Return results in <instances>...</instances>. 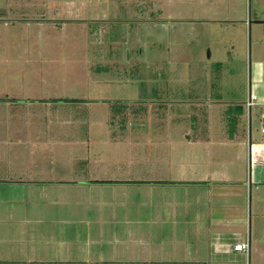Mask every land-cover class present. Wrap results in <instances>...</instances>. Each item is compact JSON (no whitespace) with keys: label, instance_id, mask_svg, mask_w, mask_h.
<instances>
[{"label":"rangeland","instance_id":"obj_1","mask_svg":"<svg viewBox=\"0 0 264 264\" xmlns=\"http://www.w3.org/2000/svg\"><path fill=\"white\" fill-rule=\"evenodd\" d=\"M262 21L264 0H0V98L66 99L50 103L66 109L68 115L63 116L76 124H85L90 115L95 128L90 151L57 145L47 157L66 159L75 152V157L100 158L126 171L154 162L157 170L171 169L165 177L177 180L178 164L207 170L211 160L221 163L234 156L236 147L231 144L229 151L222 142L235 124L228 107L221 105L232 98L244 100L249 87L258 92L254 84L258 68L264 66V26L256 22ZM209 96L222 104L208 101L210 119L198 118L212 130L207 146L184 137L182 129L194 119L172 115L188 116L187 103L196 104L190 101L197 99L200 107ZM119 103L129 106L123 116L111 113V105ZM83 104L87 111H82ZM98 108H104L105 115L97 113ZM251 116L255 141L261 125L256 108ZM36 117L27 118L28 140L43 127L45 117ZM83 129L77 137L84 135ZM245 130L244 125L241 139L247 137ZM24 154L34 158L30 149ZM230 166L239 172L238 163ZM175 187L177 199L183 200V188ZM95 194L9 192L3 199L9 226L0 227L1 237L11 240L8 264H182L98 261L102 252H111L99 236L100 225L111 220L94 211L100 199ZM102 200L116 206L126 199ZM246 217L239 232L253 238L256 221L250 224ZM22 238L25 248L18 247Z\"/></svg>","mask_w":264,"mask_h":264},{"label":"crops","instance_id":"obj_2","mask_svg":"<svg viewBox=\"0 0 264 264\" xmlns=\"http://www.w3.org/2000/svg\"><path fill=\"white\" fill-rule=\"evenodd\" d=\"M256 23L264 26V21ZM207 55L210 57L209 52ZM261 63L258 62L257 65L260 66ZM254 85L258 92L255 90L252 92V87H249V94L244 100L232 98L226 105L211 96L204 101L206 104L200 107L198 104L201 102L197 99L188 100L196 103L192 105L187 103V100L180 102L189 105L188 116L183 113H175L172 116L179 117L178 120L194 119L191 125L183 126L185 139L196 143L200 141L207 146L211 145L212 130L206 125L208 122L201 124L202 121L198 118L208 120V112L212 107L207 104L208 101L222 104L223 108L228 107L226 112H231L230 117L234 119L235 125L231 132L232 136L222 143L227 150L231 144L236 148L231 161L218 163L217 160H211L207 170L199 169L197 164H194L193 168L185 163L178 164L177 180L165 177L171 169L163 172L157 170L154 162L140 163L141 169L138 171L137 169L126 171V168L124 170L114 168L102 162L100 158L78 156L76 158L75 152L70 158L67 154L66 159L51 155L47 157L51 151H57L58 148H55L57 145H64L63 148L67 146L72 151L76 149L90 151L89 136L95 130L90 125V115H86L89 119L85 124L84 121L76 124L72 119L67 120L63 116L68 115L66 109H59L61 105L50 103L66 99L45 97L10 101L0 98V227L4 229L6 225L9 226L7 222L9 211L3 207L5 202L3 199L11 191L60 192L62 195L72 196L96 193L100 199L95 201L94 211L109 216L112 222L100 225L99 236L104 239L100 241L111 252L109 254L102 252L98 261L264 264V136L257 133L254 135L258 137L257 140L252 141V109L249 111L245 105L249 95L256 97L252 108L257 109L261 122L264 118V66L258 68ZM84 105L82 111H87V105ZM102 105L105 108V105ZM239 107L242 109L241 115L237 114ZM104 108L102 110L98 108L97 113L105 115ZM202 110L204 114L200 116ZM38 115L45 117L41 119L43 127L40 126L34 138L28 140L27 118ZM37 117L35 119H39ZM244 125L247 137L241 139ZM81 126L86 127L83 129ZM82 129L86 132L79 138L76 135L82 132ZM26 149L34 153L32 154L34 158H26L25 154L23 157ZM106 161L110 164L113 162L112 159ZM234 163L240 166L239 172L231 169L233 166L230 165ZM26 182L29 185L10 186L12 183ZM175 184L183 188L181 201L177 199L180 194L176 193ZM165 187L169 189L165 190ZM157 195L161 197V203ZM189 195H192V198L189 199ZM167 196L168 199L165 198ZM104 198H113V201L120 198L126 200L115 206L109 202L105 203L102 200ZM137 198L140 200L137 201ZM247 214L250 224L252 220L256 221L253 238L251 234L243 238L239 232L242 223L247 222ZM121 215L123 216L120 219ZM21 223L25 224V220ZM191 227L193 231L189 230ZM158 230L160 232H156ZM178 234L183 236L182 239ZM188 237L194 238L190 240ZM24 238L17 241L18 247L25 248ZM10 241L8 236L4 238L0 235V264L10 263L8 255ZM246 242L249 243L248 253L233 252V245ZM241 253L244 257H240ZM176 254L180 260L175 258ZM27 261L35 262L32 259Z\"/></svg>","mask_w":264,"mask_h":264},{"label":"built area","instance_id":"obj_3","mask_svg":"<svg viewBox=\"0 0 264 264\" xmlns=\"http://www.w3.org/2000/svg\"><path fill=\"white\" fill-rule=\"evenodd\" d=\"M255 100L256 97L253 95H249L248 100L246 101L245 105L246 108L251 111L252 107L255 105ZM259 133L264 136V118L261 121V125H260V130ZM233 252H243V253H248L249 251V243H238L233 245L232 247Z\"/></svg>","mask_w":264,"mask_h":264},{"label":"trees","instance_id":"obj_4","mask_svg":"<svg viewBox=\"0 0 264 264\" xmlns=\"http://www.w3.org/2000/svg\"><path fill=\"white\" fill-rule=\"evenodd\" d=\"M111 106H113V107H112V110H111V113L116 114V115H119V116H123L122 114H123V112L125 111V109L127 108V105H126V104H123V103L114 104V105H111ZM111 106H110V107H111ZM115 107H116V108H115ZM241 113H242V109L239 107V111H238L237 114L241 115ZM232 120H234V119H232ZM122 121H123V120L121 119L120 123H121ZM233 124H235V121H233ZM231 132H232V130H231ZM231 134H232V133H231ZM231 134H230V136H232Z\"/></svg>","mask_w":264,"mask_h":264}]
</instances>
